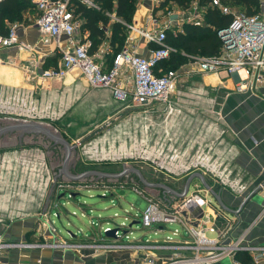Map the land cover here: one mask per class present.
I'll list each match as a JSON object with an SVG mask.
<instances>
[{
    "label": "rangeland",
    "instance_id": "1",
    "mask_svg": "<svg viewBox=\"0 0 264 264\" xmlns=\"http://www.w3.org/2000/svg\"><path fill=\"white\" fill-rule=\"evenodd\" d=\"M138 2L139 0H136V3ZM228 5L231 9L240 11L238 6ZM87 6L97 8L100 7V3L91 0ZM189 9L190 6L182 8L178 4L165 2L162 10L157 14L158 21H164L168 12L175 13L178 10L188 12ZM26 11L22 20L15 22L32 25L25 22V17L34 15L32 6ZM111 16L115 18L114 15ZM11 23L8 22L9 25ZM82 24L83 18L81 17ZM176 28H181V26L176 25ZM32 39L41 47L45 46L50 49L54 46L51 38L39 36L33 30L30 37L25 38V42L29 43ZM106 42L108 43L107 40ZM26 52L29 56L32 54L31 51L26 50ZM42 54L44 53L40 52V55ZM54 54L57 52L54 51ZM32 60L26 58V65L32 63ZM192 61L193 58L188 57V60L182 62L181 66L177 65L179 67L177 69L178 81L168 100L174 107L171 111L167 105L168 102L154 103L151 105L154 110L150 109L147 112L148 106L139 108L134 106L131 100H126L124 105L121 104V110H117L116 117H106L108 111L106 112L103 106H97L91 101L84 103L82 100L86 97L77 96L76 93L66 90L62 81L50 82L46 86L41 83L36 88L37 92L34 89L31 95L24 92L7 94V90H3L2 94L0 90V126L17 121L40 122L60 133L70 144H77L76 150L72 151L68 159V167L72 174L88 171L121 174L120 176L113 175V177L89 175L80 180H67L63 174H60L66 158V149L62 144L56 143L42 132H24L20 135V132L14 131L6 134L3 139H0V236H3L4 240L13 242L7 235L13 234L14 229L20 223H31L35 226L37 222L36 226H39L38 216L45 215L44 208L51 198L52 192L49 190L51 184L96 183L105 185L118 183L125 185L126 188L135 189L144 197L151 193L154 197L164 198L163 202L158 198L151 199L152 202L160 204L168 203L166 199L169 196L171 200L183 199V197L166 193V188L160 184H166V186L168 184L171 187L182 186L178 189L182 193L190 174L201 178L200 174L194 173L203 174L204 160L193 159L189 156L172 158L170 154L173 147L187 149L190 140H194L198 132L204 136L207 131L204 125L210 126L208 130H214L213 137L216 136L215 132L223 135L228 132L221 126L222 120L219 113V107L225 95L223 87L215 80L205 83L201 74L186 73ZM73 72L79 73L78 70ZM28 77H30L29 74ZM201 88H208L209 91ZM94 98L92 95L88 97L89 100ZM125 106H129V109ZM196 126L199 131H196ZM81 139H84L82 143H80ZM197 181L201 185L202 180L200 182L197 179ZM147 183L155 185L150 186ZM192 188L193 186L190 191ZM63 193V189L58 190L55 202H59L66 211L61 213L60 219L56 215L58 208H52L51 212V217L59 229L62 228L63 223L66 224L63 220L66 216H70L72 211L76 212L77 217H81L82 210L85 208L86 216L82 218L86 221L91 220V217L94 221H98L100 215L108 217L109 220L113 219L115 222H111L110 225H114L115 223L120 224L124 216H128L132 221H139L133 226L135 229L140 230L143 226L140 216L147 206L145 202L137 210L131 208V204L127 201L121 200L119 203L118 199L111 202L110 198H102L97 191L93 192V197L90 196L91 193L84 191L75 199L67 192L59 198ZM122 193L126 194V190H120V194ZM128 200L133 201L134 199ZM115 213L120 216L114 217ZM71 218L74 219V216ZM41 224L45 226L44 223ZM166 228L169 232L175 228H178L181 233L186 232L185 228L179 224H166ZM61 235L70 238L69 234ZM76 235L83 239L84 235L90 234ZM128 235L129 237L126 234H120L123 242L119 239L120 242L116 244L96 245L125 247L124 241L134 240V237L145 241L147 238L154 239L161 236ZM40 236L42 237L40 238L41 243H46L45 234ZM107 238L113 239L112 236ZM71 244L84 245L85 243Z\"/></svg>",
    "mask_w": 264,
    "mask_h": 264
},
{
    "label": "crops",
    "instance_id": "2",
    "mask_svg": "<svg viewBox=\"0 0 264 264\" xmlns=\"http://www.w3.org/2000/svg\"><path fill=\"white\" fill-rule=\"evenodd\" d=\"M164 4L165 2L161 6H156L151 0H139L136 3V11L132 22L127 24L128 34L126 39L129 36L133 38L132 41L136 45V50L140 55L148 57L150 55V47L153 44H148L129 25L142 29L152 28L151 17L155 15L159 19L157 14L160 13ZM180 11L178 10L177 13ZM36 15L37 12L34 11L33 17L28 16V18L35 19ZM180 26L183 27V24H180ZM32 30L36 31L40 36V32L35 27V24H20L18 27V33L23 41H25V38L30 37ZM83 35L89 38L87 31L83 32ZM106 40L99 47L104 46L103 44L106 43ZM107 41L110 53L113 47L109 40ZM29 44L34 46V57L32 55L29 56L26 50H21L17 46L0 48V90L2 94L3 90H7V94L11 92L18 94L19 92H24L31 95L34 89L38 88L41 83L46 86L50 82L62 81L65 84L66 90H70L74 94L76 93L77 96L86 97L82 100L84 103L91 101V103H96L97 106H103L104 110L108 111L106 117H116L118 115L116 114L117 110H121V104L124 105L125 102L117 99L109 88L92 87L80 72L74 73L71 71L63 79L51 81L36 80L33 77H28V68L33 64L30 63L29 65L31 66L26 65V58L33 59V61L38 60L40 62L39 65L44 63V66L45 62L54 55V51L58 54L57 60H55L56 63L60 55L56 49L55 42L54 46L50 49L45 46H39L38 43H35L34 39L30 40ZM40 52L44 54L40 55ZM109 53L104 56L107 65H109L107 61ZM55 61L50 63V65L55 63ZM188 66L186 73L190 75L201 74L205 83L215 80L223 87L225 95L219 107V113L222 120L221 126L222 128H226L228 132L224 135L220 134V132H215L216 136L213 137L214 130H208L210 126L204 125V128L207 129L204 136H202L201 132H198L195 135L196 138L192 141L190 140V145L186 147L187 149L182 150L173 147L170 154L172 158L177 159L182 156H189L193 157V159L204 160L203 174H194L203 175L207 185L204 184L202 177L201 179L197 176L193 177L190 174L188 179L192 178L188 190H190L191 186H193L192 190L204 186L210 191V194L207 195L209 202L203 206L198 204L192 205L191 209L188 212L186 211L185 217L189 223L191 222L194 225L199 223L203 226L213 227V229L207 228L205 234L217 244H231L241 239V244L251 246L252 248L251 251H237L235 258L244 262L238 257L239 255H243L245 258L251 259L252 262L253 255L257 249L264 247V84L260 85L257 90H238L235 76H226L225 74L218 76L200 72L193 65ZM27 78L30 79L28 80ZM201 89L204 91L208 90V88ZM35 91L37 92V89ZM90 95L95 98L89 100L88 97ZM151 105L146 108L147 112L150 109L154 110ZM167 105H169L170 111L174 110V107L169 102ZM125 108L129 109V106H125ZM196 131H199L198 126H196ZM17 135L19 136V134ZM3 137L5 135L0 139H3ZM164 157H167V155H164ZM197 179L200 182L202 180L201 185H199ZM258 186H261L260 190L252 195L253 190ZM167 187L175 192H179L178 189L182 186L171 187L167 184ZM60 189H63L64 193H69V196L74 199L84 191L91 193L90 196L93 197V192L97 191L102 198H110L111 202L118 199L119 203L121 200L127 201L131 204V208L137 210H139V207L144 202L147 205L151 199L158 198L154 197L151 193L146 194L144 197V195H140L135 189L126 188L125 185L118 183L105 185L96 183L51 184L49 189L52 192L51 198L49 204L44 208L45 215L43 217V214L38 216V221L40 220L39 226H36L37 222L35 226L31 225V223H20L14 229L13 234L7 235L12 241L30 242L32 245L17 246L5 250L0 255L2 264H141L146 254L153 256L155 262L161 264L174 258L177 250L173 248L152 249L154 245L178 244L188 240V232L184 223L181 222L163 223L164 225L156 224L151 228L142 226L140 230H137L133 226L139 223V221H132L128 216H124V220L120 224L115 223L114 225H110L111 222H115L113 219L109 220L107 219L108 217L100 215L98 221H94L93 217H91V220L86 221L82 218L86 216V208L82 210L81 217H77L76 212L72 211L71 215L66 216L63 220V222L66 221V224L63 223L62 228L59 229L56 226L55 220L51 217V212L52 208H58L59 210H57L56 215L60 219L61 213L66 211L59 202H55L57 198L56 194ZM122 189L126 190V194H120V190ZM165 191L166 193H171L166 189ZM64 193L59 198L64 196ZM171 194L172 196L176 195L175 193ZM169 198L170 196L166 199V202ZM128 199L134 200L130 201ZM158 199L161 202L165 200L164 198ZM71 216H74V219ZM116 216L120 215L115 213L114 217ZM41 223H44L45 226ZM166 224H179L185 228L186 232L181 233L178 228L169 232ZM114 228H116L115 234L119 236H112L113 239H108L107 237L111 235H107V237L106 235H102L111 234L106 233V231ZM41 234H45V238H47L45 241L50 245H37L42 244V239H40L42 238ZM61 234H75V236L70 235V238H65ZM76 234L90 235H84V238L80 239L81 236ZM120 234H126L127 237H129L128 234H154L155 236H161L154 239L147 238L145 241L134 237V240L124 241L125 247H119L118 245H114L113 247L96 245L116 244L121 240ZM55 241L85 244L70 247L51 246ZM121 241L123 242V240ZM182 253L189 257L193 256L191 251ZM223 260L213 261L210 264H234L233 261L223 263ZM258 264H264V256L259 260Z\"/></svg>",
    "mask_w": 264,
    "mask_h": 264
},
{
    "label": "built area",
    "instance_id": "3",
    "mask_svg": "<svg viewBox=\"0 0 264 264\" xmlns=\"http://www.w3.org/2000/svg\"><path fill=\"white\" fill-rule=\"evenodd\" d=\"M1 1V0H0ZM88 5L91 0H77ZM154 5L161 6L163 2L177 5L172 0H151ZM37 15L33 21L40 35L52 38L59 51V60L56 65L44 67L38 60H32L28 68L30 77L36 80H61L69 72L78 70L92 87L109 88L114 96L122 101L131 100L134 106L147 107L154 103L167 102L176 87L179 73L177 70H163L161 62L168 59L174 48L167 42L169 30L182 31L183 27L176 25L184 23H201L205 11L209 6H217L224 13H231V22L217 30L222 40L219 54L214 56H197L191 65L204 73L215 75L225 74L236 77L238 90H257L264 84V0H260V10L256 14L248 15L242 11H235L222 2L210 0L208 4L201 5L199 0L191 3L188 12L182 10L177 13L168 12L164 21H158L155 15L151 17L152 28H138L136 30L150 47V55L145 57L136 50L130 36L124 46L114 58L113 64L105 63V55L109 53V44L99 47L91 53V39L83 35L81 20L75 12L74 0H32ZM19 24L13 23L6 35L0 34V48L17 46L21 50L31 51L35 56L34 46L23 41L18 33ZM209 189L200 187L188 190L183 199H169L165 204L149 201L140 216L143 227L151 228L156 224L181 222L188 232V240L178 244L154 245L152 249L173 248L176 255L161 264H210L213 261L230 258L234 264H258L264 256V247H259L253 255V261L245 263L235 258L237 251H251V246L241 244V239L231 244H217L205 234L210 226L192 224L187 221L184 213L191 206H203L209 202L207 195ZM31 243L4 240L0 236V255L5 250L14 247L30 246ZM50 245L48 242L37 244ZM51 246H75L68 242L55 241ZM193 253L192 257L182 252ZM0 264H2L0 259ZM141 264H157L155 258L146 254Z\"/></svg>",
    "mask_w": 264,
    "mask_h": 264
},
{
    "label": "trees",
    "instance_id": "4",
    "mask_svg": "<svg viewBox=\"0 0 264 264\" xmlns=\"http://www.w3.org/2000/svg\"><path fill=\"white\" fill-rule=\"evenodd\" d=\"M100 7H91L74 0L75 12L83 18L82 32L89 33L92 41L90 52L94 53L99 45L105 40H109L113 50L107 55L108 66H111L118 52L122 49L128 34L127 24L132 22L136 11V0H96ZM182 8H188L195 0H172ZM201 5L208 4L210 0H199ZM225 4L236 5L240 11L253 15L260 10V0H222ZM32 6L36 11L32 0H1L0 1V34L6 35L9 28L17 20H22L24 12ZM35 8V9H34ZM37 12V11H36ZM114 15L115 18H112ZM233 18L231 13H224L217 6L207 7L204 20L201 23H184L183 30L173 32L168 31L167 42L174 50L168 59L161 62L163 70H177V65H182L189 58L197 56H214L220 53L222 40L217 34V30L227 26ZM34 18H26L27 24H33ZM7 22H12L10 25ZM58 54H54L44 67L56 65ZM50 65V63L54 62ZM245 263H250L251 259L243 255L238 256Z\"/></svg>",
    "mask_w": 264,
    "mask_h": 264
},
{
    "label": "water",
    "instance_id": "5",
    "mask_svg": "<svg viewBox=\"0 0 264 264\" xmlns=\"http://www.w3.org/2000/svg\"><path fill=\"white\" fill-rule=\"evenodd\" d=\"M14 131H18L20 132V135L23 134L24 132H42L44 133L48 138L52 139L53 141H55L56 143H60L62 144L65 149H66V158L65 161L63 163V167L60 169V174H63L67 180H80L82 178H84L85 176H89V175H99V176H108V177H113L114 176H120L121 174H106V173H101V172H97V171H88V172H84V173H78V174H72L71 171L69 170L68 167V159L70 157V154L72 153V151L76 150L77 144H70L68 142V140H66L64 137H62L60 135V133L53 131L51 128H48L47 126H44L42 123L37 122V121H17L14 123H8L5 125L0 126V137L3 135H6L10 132H14ZM84 141V139L80 140V143H82ZM1 146V144H0ZM200 176L202 177V175L200 174ZM192 177H190L183 189V192H175L173 190H171L169 187H167L165 184H160L162 187L166 188L169 192L171 193H175L177 196L180 197H184L185 194L188 192L189 186H190V180ZM203 178V177H202ZM204 180V178H203ZM148 185H155L154 183H147ZM204 184H206L205 180H204ZM261 186H258L255 190H253L252 195L255 194L256 192H258L260 190ZM214 194L215 192L212 191ZM251 195V196H252ZM217 196V195H216ZM218 197V196H217ZM186 214V213H184ZM106 233H111V234H106L107 235H111V236H118V234L116 233V228L114 229H109L106 231ZM71 236H75V234H70ZM231 261L230 258H224L223 263H227Z\"/></svg>",
    "mask_w": 264,
    "mask_h": 264
}]
</instances>
